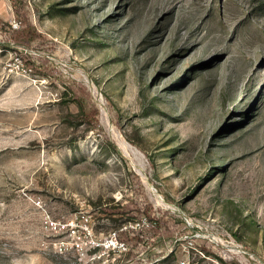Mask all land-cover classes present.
I'll return each mask as SVG.
<instances>
[{"label":"rangeland","instance_id":"rangeland-1","mask_svg":"<svg viewBox=\"0 0 264 264\" xmlns=\"http://www.w3.org/2000/svg\"><path fill=\"white\" fill-rule=\"evenodd\" d=\"M0 19L34 32L0 31V264H264V0H0ZM143 202L161 222L138 236Z\"/></svg>","mask_w":264,"mask_h":264},{"label":"trees","instance_id":"trees-1","mask_svg":"<svg viewBox=\"0 0 264 264\" xmlns=\"http://www.w3.org/2000/svg\"><path fill=\"white\" fill-rule=\"evenodd\" d=\"M0 31L5 33L9 39H11L13 42L21 43L23 41H32L34 38V32L31 31L30 25L27 24H20L18 26V29H12L6 22L2 21L0 19ZM19 57L22 59V61L25 63V65L29 68L33 66L31 60L27 56L19 55ZM83 92H85L82 89ZM82 92V93H83ZM76 95V94H75ZM84 95V94H83ZM72 100L77 104L78 110L82 115V118H84L89 124L90 128L96 125L95 122V115L97 114L96 109L93 107V105L90 103H87L90 105L91 109L86 112L85 105L83 98H77L74 97ZM89 116V117H88ZM92 119V120H91ZM117 210V209H116ZM142 213L145 216L146 223L141 227V229L137 230V235H142L143 233H157L158 229L160 228V218H156L155 215L152 212V208L149 204L143 203H137L136 204V211ZM238 239V236H236ZM135 243L141 241L140 238H136ZM136 245V244H135Z\"/></svg>","mask_w":264,"mask_h":264},{"label":"built area","instance_id":"built-area-1","mask_svg":"<svg viewBox=\"0 0 264 264\" xmlns=\"http://www.w3.org/2000/svg\"><path fill=\"white\" fill-rule=\"evenodd\" d=\"M16 26H17L16 23H14V24H13V27H16ZM50 224L52 225L53 229L57 230V227H58L57 225H55V224H53V223H50ZM143 224H144V220H142L141 222H135L134 224H131L130 227L136 229V228L142 226ZM63 228H64V227H63ZM61 229H62V228H61ZM114 236H115V234H114ZM114 236H113V238H110V239H111L110 241H112V240L115 241L114 245L111 244V242H110L111 245H108V247H110V246H114V248H115L116 250H118V251H124V250H125V246H124V244L121 243V242H118V241L114 238ZM108 247H107V248H108Z\"/></svg>","mask_w":264,"mask_h":264},{"label":"bare ground","instance_id":"bare-ground-1","mask_svg":"<svg viewBox=\"0 0 264 264\" xmlns=\"http://www.w3.org/2000/svg\"><path fill=\"white\" fill-rule=\"evenodd\" d=\"M127 147V146H126ZM127 149H129V151L134 153V150L131 147H128Z\"/></svg>","mask_w":264,"mask_h":264}]
</instances>
